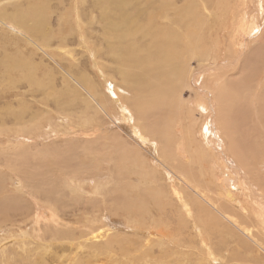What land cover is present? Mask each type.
<instances>
[{
	"label": "bare ground",
	"instance_id": "1",
	"mask_svg": "<svg viewBox=\"0 0 264 264\" xmlns=\"http://www.w3.org/2000/svg\"><path fill=\"white\" fill-rule=\"evenodd\" d=\"M45 1L47 3V0ZM28 2L24 7L22 4L18 5L19 9L14 11L8 12L3 8L0 24L19 34L37 50H41L56 66L57 76L51 73V69L50 74H46L43 79L40 80V77L36 79L34 75L37 73V66H30L21 58L19 51L15 50L14 54L18 57L7 55L0 59L3 77L5 81L7 79L11 82L10 77L13 71L17 69L26 71L23 80L30 87L38 88L40 95L44 98L41 102L42 107L44 106V109H41L43 122L45 124L53 122L60 126L61 130L65 129L64 136L71 135L74 140L78 135L91 138L86 140L87 146L80 148L78 157H74V160L84 158L80 164L70 157L68 154L70 150L62 151V154L48 153L49 158L45 155H43L44 158L41 157L43 166L49 168L50 174L57 171L58 176H65L61 179L60 188L52 184L45 190L37 191L40 199L47 206L48 212L44 209L45 206L39 207L36 203L39 216H36L38 219L35 224L40 226L42 223L44 227L50 226L57 232V236L69 233L73 227L87 229L86 231L95 235L98 232V236L93 237L98 239L112 231L110 218H114L116 213H122L125 220L135 224L133 227L148 230L144 233H147V238L142 243H134L125 238L126 236H117L107 242L105 248L97 254V256H104L105 264L108 259L114 262L120 258L131 260L132 264H167V260L175 251H181V256L188 262L193 258L196 264L204 262L215 264V256L219 255L221 250H225L219 248L221 246L227 248L230 245H233L232 259L236 264H264V242L261 243L246 224L253 220L260 226L259 230L264 233V191L262 187L255 188L248 184L247 194L243 196L242 186H235L236 180L233 179L232 172L228 171L225 161V159L228 160L226 158L228 153H231L236 164L231 168L236 171L242 162V156L243 162L251 160L250 157L253 158L251 156L253 150L249 148L246 138L250 153L249 150L240 151L237 148V142L232 141L234 137L231 140V146L227 145L229 149L226 148L225 137H229L226 128L227 120L221 115L225 113L224 108L218 110L219 107L215 104V102H223L221 98L214 100L210 97L212 101L209 104L214 116L217 114V120L213 118L211 122L201 125V129L195 117V113L205 111L203 109L205 104H201L203 103L201 100L189 104L187 118L184 116V110L186 112L188 110L184 109L182 95L180 96L179 92L181 88H177V82L184 74H186L185 79H191L187 59L192 56L194 48L198 46L184 48L185 46L180 45L183 42H180V37L176 36L178 33L176 34L175 30L173 34L172 29L159 25L161 21L158 17L163 16V6L168 2L160 1L156 6L154 0H87L89 4L85 6L86 10L82 5H73H78V11H82L73 21L76 23L73 27L75 44L81 45L86 50V57L81 52L82 59L74 57L77 53L66 52L54 56V53L49 52L48 45L54 38L46 32L48 18H45V8L42 4L45 7L46 5L39 0ZM71 3L73 4V1ZM212 3L214 5V2ZM134 8L138 10L134 11ZM262 9L261 7L259 11ZM87 11L91 15L95 14L94 18L92 17L96 20L95 22L89 18L91 15ZM180 11L183 13L182 10ZM81 15L84 16L85 22L82 21ZM175 16L177 20L172 24L173 29H188L191 18L183 20V14L180 12ZM224 19L226 20L225 17ZM84 23L99 28L100 35L95 41L101 44L102 41L108 43L89 46L87 42L89 36L83 28ZM254 24L252 23V26ZM191 36L187 41L194 42V37ZM199 39L201 41V38ZM234 45L231 42V46L234 47ZM202 46L200 48L203 57H207L203 53ZM84 58L102 85L109 84L108 76L117 78L116 90H120L119 92L123 93L125 98L123 99L114 89L109 88L113 94L111 95L105 93L104 88L97 86L93 79L88 77L85 66L87 63L84 62ZM104 60L111 62L108 68L104 66L103 62H106ZM44 80L48 84H43ZM58 85L63 87L59 97L55 93ZM222 87L224 88L225 84ZM222 90L225 95L229 91L227 88ZM206 94L207 97L210 96L207 91ZM222 98L224 102H229L226 96ZM53 100L59 101L55 103L52 102ZM259 107L258 109L256 105L253 107L251 111L253 114L250 116L252 121H249L247 125L249 128H245L250 137L256 135L255 130L258 127L264 128L262 124L264 123V106L260 107L261 109ZM23 111L20 109V113L14 118L22 119ZM131 119L132 124H130ZM239 120L241 122V119ZM109 123L111 128L115 127L116 133H114L115 136L106 137L108 140L103 142L104 134L95 135V127L101 128L103 124ZM186 123L189 125L187 127L189 134L184 128ZM125 124H128V127ZM56 128L59 127L54 129ZM79 128L82 131L91 132L84 134L78 131ZM131 129L133 132L130 131ZM199 129L202 138L195 137ZM200 138L215 144L218 148L216 154L209 148L202 147ZM80 142H83L81 138ZM47 159H50V162ZM88 169L94 170L92 175L86 178L84 175L79 176L80 173L85 174ZM104 169L107 170L108 177H111L110 180L103 173ZM246 177L245 174L244 178ZM89 179L94 181L92 185L85 184V181ZM24 182H28L27 179H24ZM31 183L36 182L33 180ZM8 203L9 198H7ZM60 211L62 214L59 213ZM46 214H49L48 219ZM77 216L79 220L75 219ZM189 223L192 224L191 240L188 239L185 231V226ZM155 246L159 249L158 251L154 250Z\"/></svg>",
	"mask_w": 264,
	"mask_h": 264
},
{
	"label": "rangeland",
	"instance_id": "2",
	"mask_svg": "<svg viewBox=\"0 0 264 264\" xmlns=\"http://www.w3.org/2000/svg\"><path fill=\"white\" fill-rule=\"evenodd\" d=\"M6 1L0 0V14L2 13L1 10L3 8L7 9L8 12L14 11V9H19L21 4L24 7L29 3L28 1L32 2L34 0ZM39 1L44 2L46 5L45 7L44 4H42L45 8V18H48V21L46 22L48 23L46 32L49 33V36H52L51 38H54L50 42L51 46L48 45L49 52L51 54L54 53V56L55 54L61 55L66 52H72V54L77 53L74 55L76 59H82L83 56L86 57L85 48L81 45L75 44L76 39L74 37L73 27L76 23L73 21L79 14L82 13L81 10L80 12L78 11V5H82V7L86 10L85 6L88 5L89 2H87V0H83V2H81L82 0H47V3L45 0ZM71 1H73V4ZM160 1H167L168 3L163 6V16L158 17L161 21L159 25L161 24L160 26H166L172 29L171 31L173 34L178 33L176 36L180 37V42H183L180 43V45L183 47L185 46L184 48H194L195 46L199 47H195L194 53L187 59V68L188 72L191 74V79H185L186 74H184V76L177 82V88H181V91L179 90V92L181 93L180 96L182 95L181 101L184 102L185 108H183L187 109L190 106L189 104H194L197 100H201L203 102L201 104H205V108H203L205 111L202 113L199 111L201 114L195 113V117L197 118L196 120L198 121L201 129V125L211 122L213 118H216L217 120V114L214 116L212 113L213 109H211V105L209 103H211L212 99H222L223 102H215V104L219 107L218 110L224 108L225 115L223 113H221V115L227 120L226 128L228 129L227 135L229 136L225 137L226 148L229 149L231 146L230 143H232V141H236L238 144L237 148H239L240 151L249 150L247 149L248 147L245 141L247 138L246 140L249 143V148L253 150L251 154L253 158L250 157L251 160L243 162L242 156V162H240L239 168L236 171L232 169V166H236L235 161H233L231 153H228L226 157L228 160L225 159L228 171L232 172L233 179L235 178L234 180H236L235 186H242L243 196L247 194L248 184L255 188L262 187L261 189L264 191V163H262L264 162V128L260 129L261 127H258L255 130L256 135H253L254 137L248 136V131L245 129L252 121L250 116L253 114V112H251L254 109L253 107L256 105V108L258 109L259 106H264V0H154L156 6L160 3ZM260 1L263 2L261 3ZM212 2H214V5ZM34 3L35 2H33V4ZM75 4L78 5L73 6ZM37 5H41V3H37ZM246 5L249 6L247 7ZM261 7L263 9L259 11ZM133 10L137 11L138 8H134ZM180 10H182L183 13ZM179 12L183 14V20H185V18H191L189 19L190 25L188 24L189 27L186 30L183 28L177 30L172 27L173 22L177 20L175 14L177 15ZM87 13H89V11H87ZM206 13H208V15ZM261 13H263V15ZM81 16L82 21L85 22L84 16ZM93 16H95L94 13L89 18L93 19ZM220 19L223 21H220ZM95 21L96 20L93 19V22ZM252 23H255L256 25L254 24L252 26ZM183 24L187 25L186 23ZM83 25V28L89 36V40L87 41L88 45L97 46L98 43L101 44L99 41H95L98 40V36L100 35V32L98 31L99 28L89 26L85 23ZM174 30L175 33L173 32ZM189 36L194 37V42H192V40L187 41ZM196 36L201 38V41ZM232 39L234 41H232ZM231 42L235 44L234 47L231 46ZM106 43L108 42L102 41L101 45ZM201 45H203V53H205L207 57H203L200 48ZM15 50L19 51L21 58L24 59L25 62L29 63L30 66H37V73L34 75L36 79L39 77L40 80L43 79L46 74H50L51 69V73H55V76H57L56 66L49 61L48 57L41 50H37L34 45L29 44V42H27V40L22 38L19 34L0 24V59L7 55L18 57L14 54ZM81 52H83V56L81 55ZM83 60L87 63L85 58ZM104 61H106L103 62L105 63L104 66L108 68L110 61ZM85 66L88 77L93 79V82L97 86L104 88L103 90L105 93L111 94L112 92H110V90L112 89L120 93V90H116L115 86V84L118 83L117 78L109 76L107 78L106 76L105 78H107L109 84L102 85L90 65L87 63ZM2 70L3 68L0 66V264H105L106 259L104 256H97V254L105 248L107 242L115 239L117 236H126L125 238L133 241L134 243H142L143 240L147 238V233H144L148 232V230H141V228L138 229L133 227L135 224L125 220L122 217V213H116L114 218H110L112 220V223H110L112 231L107 232L108 235H104L102 238L98 239H93L94 236H98V232H96L95 235L90 231H86L87 229L85 230L73 227L69 233H62L57 236V232L50 226L44 227L42 226V223L40 226L39 224H35V221L38 219V217L36 219V216L38 215L36 203L39 204V207L45 206L37 191L40 192V190H45L52 184L55 187L60 188L62 186L61 179L65 176H58L57 171L50 174L49 168L43 166L41 157L44 158L43 155H45L49 158L50 154L48 153L54 154L58 152L59 154H62V151L70 150L68 153L70 157L74 162L80 164L81 160H84V158L81 157L80 159L78 158L77 160H74V157H78L77 153L80 151V148L87 146L86 140H90L91 138L89 136L84 138L85 136L78 135L77 138L79 139L76 138V140H74L71 135L64 136V133H66L64 131L65 129L61 130V127L57 126L53 122L45 124L42 119L43 114H41V109H44L41 102L44 98L40 95L38 88L32 86L30 87L23 80L26 71L22 72L18 69L17 71H13V74H11L10 77L12 81L9 82L7 79L5 81ZM83 70L85 69L83 68ZM96 73L98 76L100 75L97 70ZM44 83L48 84L46 80H44L43 84ZM224 84L225 87L223 88L222 85ZM208 87L210 88L208 89ZM57 88L58 90L55 93L57 94V97H59L63 87L58 85ZM109 88L111 89L109 90ZM226 88L227 91H229L225 95L222 92V89ZM206 91L210 94V96L207 97ZM120 94L124 99L125 95L123 93ZM224 96H226L229 100L228 103L224 102L222 98ZM204 100H206V103ZM58 101L53 100L52 102L57 103ZM20 109L22 111L24 110V115L22 116V119L16 120L15 118L20 113ZM188 113L189 110L188 112L184 110V116H186V118ZM205 115L206 117H204ZM173 116L174 109L172 110V117ZM239 119H241V122ZM36 121L38 122L35 123ZM132 123L133 121L131 119L130 124ZM262 124L264 125V123ZM102 126L103 127L101 128L95 127L96 132L94 131V134L96 133L95 135H98L100 133L101 136L104 134L103 138L105 139H103V142L108 140L109 136H115L114 133H116V129L115 127L111 128L110 123L103 124ZM125 126L128 127V124H125ZM228 126L230 128H228ZM55 127H59L60 129L56 128V130L54 129ZM187 127H189L188 123H186V125L184 124V128L188 133L189 129ZM200 129L195 134V137H201ZM78 131L80 132L82 129L79 128ZM86 131L89 130L86 129ZM130 131L133 132L132 129ZM82 132L84 134H89L91 131L89 133L85 131ZM100 134L98 136H100ZM106 137L108 138L106 139ZM80 138L83 142H80ZM201 138L200 142L202 143V147L207 149L209 148L212 150V153L216 154L218 148L215 147V144L206 142L205 139ZM219 140L221 141V139ZM227 145L229 147H227ZM228 149L226 150L228 151ZM206 156L209 157V155ZM47 161L50 162V159H47ZM92 166H94V164H92ZM240 168H243V170ZM246 169L248 171H246ZM241 171L243 173H239ZM93 172L94 170L88 169L85 174L80 173L81 175L79 176L84 175L86 178L87 176L92 175ZM103 173L106 174L107 178L110 180L111 177H108L106 169L103 170ZM245 174L247 176L246 178H244ZM24 179H27L28 182H24ZM33 180L36 183H31ZM93 183L94 181L92 179L85 181L86 185H92ZM38 185H41V187H38ZM88 188L89 186L87 189ZM7 198H9L8 204ZM44 209L48 212L47 206H45ZM173 209L176 211L175 207H173ZM59 213L62 214V211ZM49 214L51 215V213ZM49 214H46V216H48L47 219L49 218ZM108 214L110 216V213ZM75 219L79 220V216ZM252 221L247 222L246 224L249 226L254 236H256L261 243L264 242V233L259 230L260 226L256 224V222ZM80 223H78V225H80ZM107 228H109V226ZM190 228H192V224H186L185 231L189 240H191V237L193 236ZM100 235H102L101 231ZM232 248L233 245H230L227 248L221 246L219 249L225 250H221V253L215 256V264H236L232 259ZM154 250L158 251L159 249L155 246ZM169 254H171L170 251ZM181 255V251H175L172 257L167 260V264H196V262L194 263L193 258L190 257L191 260L188 262ZM113 263L132 264L131 260H125L123 258L114 262H111V260L108 259L106 264ZM201 264H206V262Z\"/></svg>",
	"mask_w": 264,
	"mask_h": 264
}]
</instances>
